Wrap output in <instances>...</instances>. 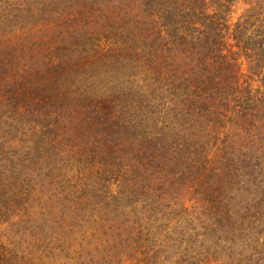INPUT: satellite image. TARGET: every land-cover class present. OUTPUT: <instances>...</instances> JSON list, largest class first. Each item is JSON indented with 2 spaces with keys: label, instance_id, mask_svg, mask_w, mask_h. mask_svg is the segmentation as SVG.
<instances>
[{
  "label": "trees",
  "instance_id": "1",
  "mask_svg": "<svg viewBox=\"0 0 264 264\" xmlns=\"http://www.w3.org/2000/svg\"><path fill=\"white\" fill-rule=\"evenodd\" d=\"M0 264H264V0H0Z\"/></svg>",
  "mask_w": 264,
  "mask_h": 264
}]
</instances>
